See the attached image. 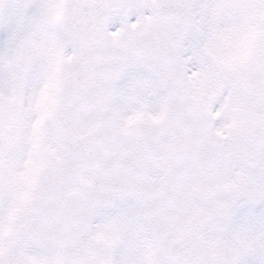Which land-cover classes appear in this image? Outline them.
Returning a JSON list of instances; mask_svg holds the SVG:
<instances>
[{
	"label": "snow or ice",
	"instance_id": "obj_1",
	"mask_svg": "<svg viewBox=\"0 0 264 264\" xmlns=\"http://www.w3.org/2000/svg\"><path fill=\"white\" fill-rule=\"evenodd\" d=\"M0 264H264V0H0Z\"/></svg>",
	"mask_w": 264,
	"mask_h": 264
}]
</instances>
